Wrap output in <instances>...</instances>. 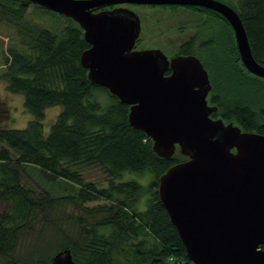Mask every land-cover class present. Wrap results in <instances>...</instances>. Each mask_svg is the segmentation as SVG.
<instances>
[{"label": "trees", "instance_id": "obj_1", "mask_svg": "<svg viewBox=\"0 0 264 264\" xmlns=\"http://www.w3.org/2000/svg\"><path fill=\"white\" fill-rule=\"evenodd\" d=\"M239 1V9H235L246 27L252 52L264 64V0ZM31 4L53 11L30 0H0V28L15 32L20 44L8 48L0 76L8 90L24 95V105L34 116L23 128L0 126V199L8 202L7 209L0 211V264L21 260L14 255L18 242L38 222L50 224L55 237L48 242V251L35 249L21 261L52 264L53 254L68 247L79 264L192 263L158 193L159 176L187 156L179 152L159 156L152 139L129 122V104L111 94L106 86L90 82L88 69L81 63V54L90 43L77 21L53 11L69 20L57 34L27 17ZM195 7L228 27L232 61L246 68L229 20L212 8ZM179 52L198 55L209 69L213 82L210 102L218 105L211 115L264 133V108H259L255 99L252 103L243 98L248 94L255 98L263 85L257 92L241 95L239 78L244 75L236 71L232 76L229 72L227 80L221 71L230 70L227 58L220 62L213 59L211 67V55L194 52L190 40L181 44ZM56 104L62 108L45 133V110ZM20 163L70 178L78 183L77 193L53 195L45 189L39 196L22 183L17 168ZM81 166L101 167L108 183L99 186L84 180ZM148 172L152 177L146 184L131 175ZM86 200L103 202L88 207ZM66 201L85 209L86 215H67L63 211Z\"/></svg>", "mask_w": 264, "mask_h": 264}, {"label": "water", "instance_id": "obj_2", "mask_svg": "<svg viewBox=\"0 0 264 264\" xmlns=\"http://www.w3.org/2000/svg\"><path fill=\"white\" fill-rule=\"evenodd\" d=\"M30 1L80 24L90 43L81 54L88 79L129 104V122L152 139L159 156L176 148L187 156L159 176L158 193L192 263L264 264V133L211 115L218 105L208 99L212 82L198 55L134 49L139 14L128 6L104 7L171 2L212 8L231 23L247 69L264 77L239 12L222 0ZM51 263L79 264L68 247Z\"/></svg>", "mask_w": 264, "mask_h": 264}, {"label": "rangeland", "instance_id": "obj_3", "mask_svg": "<svg viewBox=\"0 0 264 264\" xmlns=\"http://www.w3.org/2000/svg\"><path fill=\"white\" fill-rule=\"evenodd\" d=\"M234 8L239 9V0H222ZM128 3V2H124ZM128 6L133 8L140 16L141 23L144 30L157 29L161 27H168L170 30L175 29L179 32L180 42L183 43L189 39L195 30V41L193 44V50L201 52L202 54H210V63L209 66L212 67L213 59L214 62H220L227 58L226 66L230 64L229 72L233 76L236 71H240L241 76L239 78L242 89L239 90L241 95H245L248 91H258V86L261 84L264 86V77L259 75H248L247 68H244L239 61H235L236 64L232 61L234 56H231L229 52V43H228V27L220 20L213 18L205 12L195 11L194 16L189 15V10L183 8H175L173 10H168L163 7H157L152 5L145 4H129ZM182 10L186 11L184 13ZM27 17L38 22L44 27L52 29L55 33L61 34L63 28L66 24L69 23L68 18L59 15L53 11H46L42 8L37 7L34 4H31L27 10ZM189 11V12H187ZM4 28V27H3ZM84 31V30H83ZM203 43L206 44V47H203ZM20 45L19 40L15 32L10 30L0 28V70L3 69L4 55L8 51V48L12 45ZM221 52H217V50ZM222 57V58H220ZM220 58L219 60H217ZM236 59V58H235ZM208 60V59H207ZM228 69V68H227ZM209 70V69H208ZM228 72V75H229ZM247 73V74H246ZM215 75V74H214ZM227 75V77H228ZM225 77V76H224ZM260 77V78H259ZM238 78H233L235 81ZM215 80L218 81V76L215 75ZM221 81V78H220ZM257 92L256 97L252 98V95L248 94L244 96V100H249L252 103L255 102L259 108H264V88ZM243 93V94H242ZM210 95L208 99L210 101ZM239 95V94H238ZM255 99V100H254ZM212 103V102H210ZM253 107V106H252ZM62 106L60 104L52 105L46 108L45 117L43 120L44 131L45 133L49 132V129L53 122L55 121L57 114L61 110ZM255 108V107H254ZM256 109V108H255ZM213 115V114H212ZM220 115H213V117H218ZM33 114L28 111L24 105V95L22 93H14L7 89L5 80L0 76V126L9 127V128H23L26 127L29 120L32 119ZM226 121H228L226 119ZM242 127V126H241ZM243 128V127H242ZM176 153H181L180 149L176 148ZM174 152V153H175ZM13 154L16 153L13 151ZM18 171L22 178V183L25 186L33 189L39 196L44 193L45 189L51 190L53 195H63L68 192L73 194L77 193V184L71 181L70 178H65L62 175H51L48 171L41 169L39 166L29 163H20L18 166ZM77 168V167H76ZM80 174L84 180L94 182L95 184L102 186L108 183L107 176L103 172L101 167L98 166H81ZM50 175L52 178L50 177ZM132 177L138 179L141 183H147L151 177L152 173L148 172L146 174L139 175L138 173H132ZM128 177V176H126ZM144 198V203H145ZM98 202H103V200L88 201L86 200L84 204L88 207L94 206ZM8 202L5 199H0V211L7 209ZM63 211L67 213L79 214L82 213L86 215V210L80 207L74 206L72 202L66 201L64 204ZM68 215V214H67ZM87 220V219H85ZM90 220L87 221V224L90 225ZM67 225V221L64 223ZM40 233V235H39ZM55 230L49 225H42L41 222H38V225H35L34 230L27 231V233L21 236L20 241L18 242L17 249L14 252L16 258L23 260L26 255L31 254L35 249L40 251H48L50 239L55 237ZM175 259V257H171ZM191 264V263H190Z\"/></svg>", "mask_w": 264, "mask_h": 264}, {"label": "flooded vegetation", "instance_id": "obj_4", "mask_svg": "<svg viewBox=\"0 0 264 264\" xmlns=\"http://www.w3.org/2000/svg\"><path fill=\"white\" fill-rule=\"evenodd\" d=\"M129 4L133 5V4H137V3H129ZM140 4L163 7V8H166L168 10H173L175 8H179V9L183 8V9L189 10L190 12L189 11H187V12H189V15L192 14L193 16L195 14L194 13L195 11H201L197 7H195V6L200 7L201 5H193V4H179V3H171V2H168V3H140ZM116 6H128V3H115V4H112L109 6H105L104 8H113ZM182 11L184 13H186V11H184V10H182ZM195 34H196L195 30H193V34L188 39V40L192 41L193 44L195 41V39H194ZM181 44L182 43L180 42L179 32L176 31L175 29L170 30L166 26V27H164V29H161V27H158L157 29H154V30L153 29L144 30L143 25L141 23L140 34L136 39L134 49H141V48H148V47H159L168 55V57H172V56L180 53L179 51H180ZM246 70H247L248 75H250L252 73L250 70H248V69H246ZM221 71L224 72V76L228 80L227 75H228L229 69L221 68ZM169 72H170V69H168L167 73H169ZM252 75L254 76L255 74L252 73ZM252 75H250V76H252ZM221 78H222V82H223L225 80V78L223 76ZM211 82H212V79H211ZM212 89H213V82H212ZM212 89H211V91H212ZM211 91H210V93H211ZM242 129L245 130V128H242Z\"/></svg>", "mask_w": 264, "mask_h": 264}, {"label": "bare ground", "instance_id": "obj_5", "mask_svg": "<svg viewBox=\"0 0 264 264\" xmlns=\"http://www.w3.org/2000/svg\"><path fill=\"white\" fill-rule=\"evenodd\" d=\"M217 64V63H216Z\"/></svg>", "mask_w": 264, "mask_h": 264}]
</instances>
